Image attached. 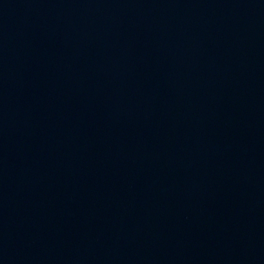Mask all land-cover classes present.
Segmentation results:
<instances>
[{"label":"water","instance_id":"water-1","mask_svg":"<svg viewBox=\"0 0 264 264\" xmlns=\"http://www.w3.org/2000/svg\"><path fill=\"white\" fill-rule=\"evenodd\" d=\"M0 264H264V0H0Z\"/></svg>","mask_w":264,"mask_h":264}]
</instances>
